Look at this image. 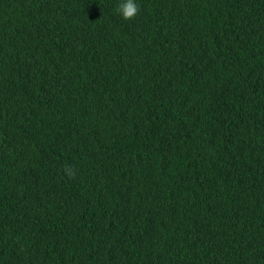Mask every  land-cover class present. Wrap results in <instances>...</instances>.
Returning <instances> with one entry per match:
<instances>
[{
    "label": "trees",
    "instance_id": "trees-1",
    "mask_svg": "<svg viewBox=\"0 0 264 264\" xmlns=\"http://www.w3.org/2000/svg\"><path fill=\"white\" fill-rule=\"evenodd\" d=\"M121 2L0 0V264H264V0Z\"/></svg>",
    "mask_w": 264,
    "mask_h": 264
},
{
    "label": "clouds",
    "instance_id": "clouds-1",
    "mask_svg": "<svg viewBox=\"0 0 264 264\" xmlns=\"http://www.w3.org/2000/svg\"><path fill=\"white\" fill-rule=\"evenodd\" d=\"M140 6L135 2V0H122L116 8L117 14L125 21L134 19L139 13ZM67 174L71 177L74 173L71 170L66 169Z\"/></svg>",
    "mask_w": 264,
    "mask_h": 264
}]
</instances>
